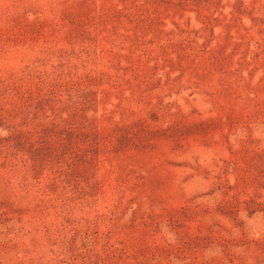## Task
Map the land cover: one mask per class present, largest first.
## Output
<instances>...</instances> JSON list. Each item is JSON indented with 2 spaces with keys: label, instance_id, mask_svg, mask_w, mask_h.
I'll return each instance as SVG.
<instances>
[{
  "label": "rangeland",
  "instance_id": "rangeland-1",
  "mask_svg": "<svg viewBox=\"0 0 264 264\" xmlns=\"http://www.w3.org/2000/svg\"><path fill=\"white\" fill-rule=\"evenodd\" d=\"M0 264H264V0H0Z\"/></svg>",
  "mask_w": 264,
  "mask_h": 264
}]
</instances>
